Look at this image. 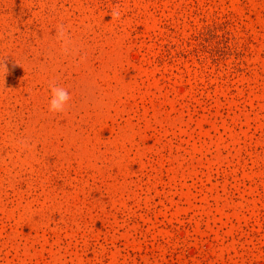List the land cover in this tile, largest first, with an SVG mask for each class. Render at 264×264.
I'll list each match as a JSON object with an SVG mask.
<instances>
[{
  "label": "rangeland",
  "instance_id": "obj_1",
  "mask_svg": "<svg viewBox=\"0 0 264 264\" xmlns=\"http://www.w3.org/2000/svg\"><path fill=\"white\" fill-rule=\"evenodd\" d=\"M0 60V264H264V0H0Z\"/></svg>",
  "mask_w": 264,
  "mask_h": 264
},
{
  "label": "clouds",
  "instance_id": "obj_2",
  "mask_svg": "<svg viewBox=\"0 0 264 264\" xmlns=\"http://www.w3.org/2000/svg\"><path fill=\"white\" fill-rule=\"evenodd\" d=\"M113 19H119L120 11L118 8H113L111 12ZM56 37L61 43L62 51L67 54L70 52L71 38L68 34V29L63 24H59L56 27ZM9 69L7 65L0 60V72L4 75L8 73ZM51 90V99L49 102V111L53 113H62L66 111V106L71 99L70 93L67 89L56 86L55 84H49Z\"/></svg>",
  "mask_w": 264,
  "mask_h": 264
}]
</instances>
